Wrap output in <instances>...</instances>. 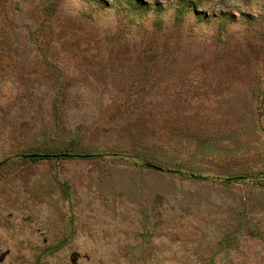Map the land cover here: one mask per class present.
Here are the masks:
<instances>
[{"label": "rangeland", "instance_id": "374dc122", "mask_svg": "<svg viewBox=\"0 0 264 264\" xmlns=\"http://www.w3.org/2000/svg\"><path fill=\"white\" fill-rule=\"evenodd\" d=\"M262 173L264 0H0V264H264Z\"/></svg>", "mask_w": 264, "mask_h": 264}, {"label": "trees", "instance_id": "16d2710c", "mask_svg": "<svg viewBox=\"0 0 264 264\" xmlns=\"http://www.w3.org/2000/svg\"><path fill=\"white\" fill-rule=\"evenodd\" d=\"M98 157L97 155H84V156H78V155H68L66 153L58 154V155H35L33 158H27L24 157V160H28L31 162L39 161V160H64V159H72V158H82V159H93ZM264 176V173H262Z\"/></svg>", "mask_w": 264, "mask_h": 264}, {"label": "water", "instance_id": "95a60500", "mask_svg": "<svg viewBox=\"0 0 264 264\" xmlns=\"http://www.w3.org/2000/svg\"><path fill=\"white\" fill-rule=\"evenodd\" d=\"M34 156L35 155H27L25 157H27V158H33ZM146 167L151 168V169L156 170V171H162L160 168L153 167V166H150V165H146Z\"/></svg>", "mask_w": 264, "mask_h": 264}]
</instances>
